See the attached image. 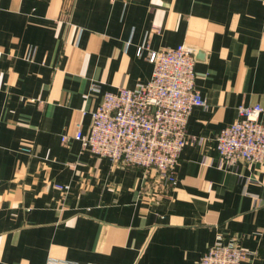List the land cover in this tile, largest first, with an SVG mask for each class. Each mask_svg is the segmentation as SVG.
I'll list each match as a JSON object with an SVG mask.
<instances>
[{
	"label": "crops",
	"instance_id": "obj_1",
	"mask_svg": "<svg viewBox=\"0 0 264 264\" xmlns=\"http://www.w3.org/2000/svg\"><path fill=\"white\" fill-rule=\"evenodd\" d=\"M182 44L207 107L161 197L72 136L105 92L151 80V51ZM255 104L264 0H0V264H198L232 239L264 264V162L224 165L216 141Z\"/></svg>",
	"mask_w": 264,
	"mask_h": 264
},
{
	"label": "built area",
	"instance_id": "obj_2",
	"mask_svg": "<svg viewBox=\"0 0 264 264\" xmlns=\"http://www.w3.org/2000/svg\"><path fill=\"white\" fill-rule=\"evenodd\" d=\"M148 61L154 68L151 80L134 89L105 92L88 129L79 125L72 138L84 150L114 164L144 169L163 197L177 184L185 146L202 141L187 133V125L193 109L207 107V103L196 85L197 59L192 47L182 44L151 51ZM263 112L259 104L239 108L237 120L216 139L222 164L264 162ZM68 141L65 136L63 142ZM247 257L239 240L232 239L213 244L198 264H242Z\"/></svg>",
	"mask_w": 264,
	"mask_h": 264
}]
</instances>
